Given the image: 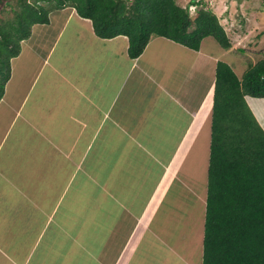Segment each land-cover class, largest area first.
<instances>
[{
  "label": "crops",
  "instance_id": "0c3cea01",
  "mask_svg": "<svg viewBox=\"0 0 264 264\" xmlns=\"http://www.w3.org/2000/svg\"><path fill=\"white\" fill-rule=\"evenodd\" d=\"M48 20L0 98V264H201L218 57L152 37L132 60L73 8ZM244 100L264 132V98Z\"/></svg>",
  "mask_w": 264,
  "mask_h": 264
},
{
  "label": "trees",
  "instance_id": "16d2710c",
  "mask_svg": "<svg viewBox=\"0 0 264 264\" xmlns=\"http://www.w3.org/2000/svg\"><path fill=\"white\" fill-rule=\"evenodd\" d=\"M198 6L196 16L188 6ZM182 7L176 0H0V98L10 59L33 25L47 24L51 12L69 7L91 22L100 39L127 38L136 59L152 37H164L198 51L205 38L229 49L217 16L203 2ZM2 55V54H1ZM264 98V58L241 78L217 61L201 264H264V132L244 97Z\"/></svg>",
  "mask_w": 264,
  "mask_h": 264
},
{
  "label": "rangeland",
  "instance_id": "374dc122",
  "mask_svg": "<svg viewBox=\"0 0 264 264\" xmlns=\"http://www.w3.org/2000/svg\"><path fill=\"white\" fill-rule=\"evenodd\" d=\"M190 1L192 0H179V2H176L180 6L185 7L189 5ZM201 1L203 2V7L207 8L210 6V0ZM214 3V7L208 9L216 14L220 20V23L228 33L227 36H229L228 38L232 46L229 49H223L213 39L205 38L202 40L200 48L207 54L217 56L219 61L228 63L235 74L241 77L250 64L264 58V0H215ZM197 7L198 6L195 5L188 6L192 18L197 14ZM4 16L5 13H0V18H4ZM71 42L78 41L72 36ZM93 44L94 43H92V45ZM58 47L60 48V44ZM80 48L82 52L88 50L86 47ZM105 48L107 51L105 50L103 54L110 52L109 46L105 45ZM3 56L4 54L0 53V61ZM188 57H193V55H189ZM165 58L168 61H173L171 57ZM208 67L210 66L208 65ZM88 184L95 190L94 192L97 193L96 195H102V190L99 186L91 182ZM168 197L173 199L165 201L167 209L164 208V213H170L172 216L170 221L173 224L175 220L186 215L188 208L194 204L195 197L191 194L189 188H185L183 192L179 189V193L173 196L172 194L165 196V198ZM174 224H176V222Z\"/></svg>",
  "mask_w": 264,
  "mask_h": 264
},
{
  "label": "clouds",
  "instance_id": "9594fccd",
  "mask_svg": "<svg viewBox=\"0 0 264 264\" xmlns=\"http://www.w3.org/2000/svg\"><path fill=\"white\" fill-rule=\"evenodd\" d=\"M194 6V5H193ZM188 10H189V8H188ZM189 15H190V13H189ZM190 16H192V15H190Z\"/></svg>",
  "mask_w": 264,
  "mask_h": 264
}]
</instances>
